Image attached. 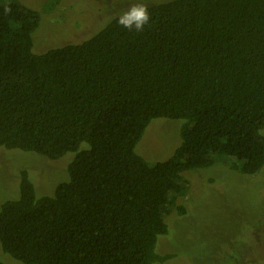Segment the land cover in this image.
<instances>
[{
	"label": "trees",
	"instance_id": "16d2710c",
	"mask_svg": "<svg viewBox=\"0 0 264 264\" xmlns=\"http://www.w3.org/2000/svg\"><path fill=\"white\" fill-rule=\"evenodd\" d=\"M141 31L114 15L78 42L33 51L40 14L0 0V148L72 157L37 195L22 173L0 204V247L24 264H154L186 170L264 165V0L149 3ZM182 119L149 163L134 147L152 118ZM184 208L177 206L182 213ZM0 264H3L0 261Z\"/></svg>",
	"mask_w": 264,
	"mask_h": 264
},
{
	"label": "rangeland",
	"instance_id": "374dc122",
	"mask_svg": "<svg viewBox=\"0 0 264 264\" xmlns=\"http://www.w3.org/2000/svg\"><path fill=\"white\" fill-rule=\"evenodd\" d=\"M40 14L32 33L33 51L78 42L96 33L109 19L133 3L162 0H18ZM182 119L152 118L134 147L149 163L168 158L180 143ZM264 136V128L260 130ZM72 157L49 159L19 149L0 148V204L17 198L22 173L36 194L53 193L66 180ZM187 184L164 217L167 233L155 250L171 256L154 264H264V165L254 174L230 169L219 158L209 166L182 173ZM181 205L182 213L177 211ZM3 264H24L0 247Z\"/></svg>",
	"mask_w": 264,
	"mask_h": 264
},
{
	"label": "clouds",
	"instance_id": "9594fccd",
	"mask_svg": "<svg viewBox=\"0 0 264 264\" xmlns=\"http://www.w3.org/2000/svg\"><path fill=\"white\" fill-rule=\"evenodd\" d=\"M149 20L150 15L147 10V5L133 3L117 17V24L129 31H141L149 23Z\"/></svg>",
	"mask_w": 264,
	"mask_h": 264
}]
</instances>
